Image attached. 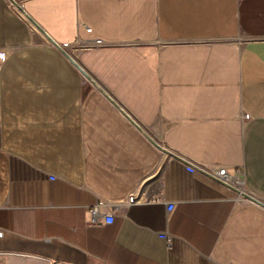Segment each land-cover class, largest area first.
Wrapping results in <instances>:
<instances>
[{"label": "crops", "instance_id": "1", "mask_svg": "<svg viewBox=\"0 0 264 264\" xmlns=\"http://www.w3.org/2000/svg\"><path fill=\"white\" fill-rule=\"evenodd\" d=\"M14 1L0 264H264V208L237 201L264 204V0ZM27 16L53 42L96 41L71 53L80 70ZM222 167L239 193L199 171Z\"/></svg>", "mask_w": 264, "mask_h": 264}, {"label": "built area", "instance_id": "2", "mask_svg": "<svg viewBox=\"0 0 264 264\" xmlns=\"http://www.w3.org/2000/svg\"><path fill=\"white\" fill-rule=\"evenodd\" d=\"M86 28V27H85ZM86 31L88 33H90L91 29L90 28H86ZM93 43H96V41L94 40ZM93 43L87 41V40H81V39H77V40H73L67 43H57V45L61 48V50L64 52L65 55H68L69 57L72 58L71 53H73V51H75L76 49L80 48V47H89L91 46ZM73 59V58H72ZM3 60V54L0 55V61ZM244 119H249V116L247 114H244ZM195 168L193 167H189L188 170L192 171ZM206 172H208L213 178L215 179H219L221 182H223L224 185L227 186H239L237 183V180L235 179V177H232L230 174H228L226 172V170L222 167V168H217L216 170L213 169L211 170L210 168L206 170ZM134 196H129L127 202L128 203H133L134 200ZM243 200H247L249 201V199H247L246 197L242 196L241 194L237 195V201H243ZM249 203H252L251 201H249ZM106 205V202H104L103 200H99L97 201L94 205H92L88 211H90V214L93 218H96L98 215L101 214L100 209L103 208ZM103 222L104 223H110L111 219H105L106 214L103 213ZM110 215V214H108ZM169 244V241H168Z\"/></svg>", "mask_w": 264, "mask_h": 264}, {"label": "water", "instance_id": "3", "mask_svg": "<svg viewBox=\"0 0 264 264\" xmlns=\"http://www.w3.org/2000/svg\"><path fill=\"white\" fill-rule=\"evenodd\" d=\"M8 1H10V4H14V5H16V3H15V1L14 0H8ZM28 17V16H27ZM28 19L30 20V22L31 23H33L34 24V27H35V29L36 30H39V31H41L47 38H48V42H50V43H52L53 45H55L56 46V48H58L60 51H61V54L62 55H64L66 58H68L74 65H75V67H77L79 70H80V68L78 67V65L75 63V61L71 58V57H69L68 55H65L64 54V52L61 50V48L57 45V43L56 42H53V40L48 36V34L46 33V32H44L43 30H41V28L39 29V27H38V25H36V23H35V21L34 20H32L30 17H28ZM83 72V71H82ZM84 73V75L88 78V80H90V78L88 77V75L85 73V72H83ZM91 81V80H90ZM93 83V82H92ZM94 84V83H93ZM94 86H97V84L95 83L94 84ZM98 88H99V86H97ZM100 90H101V88H100ZM101 92H102V90H101ZM107 98H109L113 103H114V105H115V102L112 100V98L110 97V96H107L104 92H102ZM116 107L121 111V112H123L124 114H125V117L126 118H128L129 120H130V122L135 126L136 125V127L138 128V130H140L141 132H143V134L148 138V139H150L151 140V143H153V144H155L156 145V147L159 149V150H161L162 152H164V153H166V155H170V156H174V155H172L170 152H169V150H167V149H165V148H163V147H160V145H158L157 143H156V141L151 137V136H149L144 130H142V127H140L136 122H134L131 118H129V115L123 110V109H120L117 105H116ZM199 171L200 172H204V173H206L207 174V172H205V171H202V170H200L199 169ZM209 175V174H208ZM211 178H213V177H211ZM212 180H217L218 182H220V183H222L223 184V182H221L219 179H215V178H213ZM224 185V184H223ZM225 186H227V185H225ZM228 187H230V188H232L233 190H234V192H237V193H239L237 190H236V188H234V187H232V186H228ZM239 194H241L242 196H244V197H246L247 199H249V201H251V202H253V203H255V204H259V205H261V206H263V208H264V204H262V202L260 201V200H255L254 198H252V197H250V195H248V194H246L245 192H241V193H239Z\"/></svg>", "mask_w": 264, "mask_h": 264}]
</instances>
